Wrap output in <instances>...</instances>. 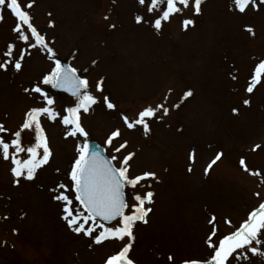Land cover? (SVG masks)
<instances>
[{
  "label": "rangeland",
  "instance_id": "1",
  "mask_svg": "<svg viewBox=\"0 0 264 264\" xmlns=\"http://www.w3.org/2000/svg\"><path fill=\"white\" fill-rule=\"evenodd\" d=\"M257 3L258 10L250 7L240 14L233 0H202L194 25L184 29L178 17L160 30L147 19L136 22L137 15H144L138 0H35L30 10L34 25L57 57L86 75L97 96L101 94L94 86L102 80L103 95L116 104L112 110L98 103L81 113L87 139L98 141L107 156L128 141L116 155L134 153L130 175L151 171L158 178L150 181L154 197L146 205L151 208L147 222H137L133 230L134 264L207 258L211 215L216 217V237H222L264 201V78L252 93L245 90L254 66L264 60V4ZM189 16L185 11L184 17ZM14 24L5 11L0 51L9 42L23 46L16 41ZM29 51L20 71L0 70V124L10 131L17 130L27 110L39 104L24 88L52 64L45 53ZM189 90L191 95L181 100ZM48 91L58 111L75 101L65 93ZM166 96L168 114L160 112L161 119L150 120L147 134L140 126L129 129L123 123L122 113L134 118L144 107L165 102ZM41 123L52 155L34 179L14 184L9 161L0 159V264H105L122 243L110 239L94 244L73 233L61 219L60 203L53 199L56 185L69 183V166L83 138L65 137L59 118L42 117ZM115 129L121 136L111 147L105 146ZM0 135L7 138L10 132ZM22 136L27 145L29 133ZM218 152L220 159L206 174ZM233 264H264V256L250 255Z\"/></svg>",
  "mask_w": 264,
  "mask_h": 264
},
{
  "label": "snow or ice",
  "instance_id": "2",
  "mask_svg": "<svg viewBox=\"0 0 264 264\" xmlns=\"http://www.w3.org/2000/svg\"><path fill=\"white\" fill-rule=\"evenodd\" d=\"M34 3L35 0H0V21H3L5 11L14 17L12 31L16 34V41L23 44L18 48L16 42H9L6 49L0 51V70L7 71L11 68L20 71L26 55L31 54L29 50L45 53L52 62L46 74L30 88H24L26 93L35 94L34 99L38 100V106L27 110L25 119L17 130L10 131L0 124V133L10 132L7 138L0 135V159L9 161L11 165L9 171L14 177V184H19L21 179H34L37 170L46 165L52 155L41 118L46 117L49 121L59 118L65 128V137L83 138L77 144L76 156L69 166L67 173L69 183H59L53 190L55 193L53 199L60 203L61 219L73 233L88 238L91 243L101 244L110 239L122 243L119 250L106 258L105 264H134L130 258L134 240L133 230L137 222H147L146 217L151 208L146 205H150L154 197L153 191L150 190V181L158 178L151 171L130 175L129 161L134 153L130 152L122 158L116 155L127 147L126 140L112 149L114 154L111 156L104 155L99 147L95 151L90 149L87 139L89 133L82 125L81 113H88L90 108L98 103H103L107 109L112 110L116 108V104L109 96L103 95L102 80L94 86L95 92L101 94L97 96L90 90L93 86L86 75L81 76L77 68L65 65L57 57L46 35L33 23L30 10ZM138 3L142 6L144 15L135 17L137 23L147 19L156 30H160L163 23L179 17L182 28L187 29L194 25L193 17L201 12L202 0H138ZM259 4H264V0H259ZM250 7L258 10L257 0H233V8L240 14H245ZM185 11L190 12L191 16L185 18ZM52 24L50 21L49 26ZM110 27L114 28L115 25ZM247 30L252 31L250 27ZM95 63L93 61V64ZM262 78L264 60L254 66L246 85V92L252 93ZM49 88L63 89L71 93L75 97L73 105L58 111L55 97L50 94ZM190 95L189 90L183 94L181 100ZM166 101L167 96L165 102L144 107L134 118L122 113L121 119L127 128L140 126L147 134L150 131V120L161 119L162 117L158 115L160 112L168 114ZM243 104L248 105L249 100L244 99ZM172 107H179V104H173ZM232 111L236 113L238 109L233 108ZM25 132L31 137L27 145L22 136ZM120 136L119 129L111 131L104 141L105 146L111 147L114 139ZM221 155V152L216 153L208 163L204 170L206 174ZM189 160L194 161V150L189 154ZM240 163L244 165L243 158ZM188 170L191 171V163ZM255 174L260 175L258 172ZM138 186L147 190L142 192ZM215 220L216 217L212 214L209 219L212 228L205 238V244L209 249L208 257L185 258L180 264H233L237 259L241 262L248 260L250 255L264 256V201L248 212L238 226H233V231L222 237H216ZM168 260H173L171 254Z\"/></svg>",
  "mask_w": 264,
  "mask_h": 264
},
{
  "label": "water",
  "instance_id": "3",
  "mask_svg": "<svg viewBox=\"0 0 264 264\" xmlns=\"http://www.w3.org/2000/svg\"><path fill=\"white\" fill-rule=\"evenodd\" d=\"M61 61H62V63H64L65 65H69V64L66 63L65 61H63V60H61ZM69 66H70V65H69ZM54 90L57 91V92L65 93V94H67V95H69V96H72L71 93L66 92V91H64L63 89H54ZM89 147H90V149L93 150V151L97 150V147H99V150H101V151L103 152V154L106 155L103 146H102L98 141H96V140H94V139L89 140Z\"/></svg>",
  "mask_w": 264,
  "mask_h": 264
}]
</instances>
